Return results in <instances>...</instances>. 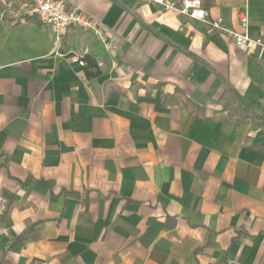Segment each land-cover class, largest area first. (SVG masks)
<instances>
[{
    "label": "crops",
    "instance_id": "1",
    "mask_svg": "<svg viewBox=\"0 0 264 264\" xmlns=\"http://www.w3.org/2000/svg\"><path fill=\"white\" fill-rule=\"evenodd\" d=\"M6 1L0 264H264V49L143 0H67L113 47L58 42ZM203 1L264 38V0Z\"/></svg>",
    "mask_w": 264,
    "mask_h": 264
},
{
    "label": "built area",
    "instance_id": "2",
    "mask_svg": "<svg viewBox=\"0 0 264 264\" xmlns=\"http://www.w3.org/2000/svg\"><path fill=\"white\" fill-rule=\"evenodd\" d=\"M161 5L165 10L175 11L209 25L211 29L229 37L241 50L264 49V38L254 36L249 30V14L240 13L241 29H234L225 24L222 18H211L203 0H143ZM31 13L41 22L49 25L59 42L63 33L71 26L92 32L106 48L113 47L107 32L101 23L90 14L69 6L67 0H31ZM85 65V61H81Z\"/></svg>",
    "mask_w": 264,
    "mask_h": 264
},
{
    "label": "rangeland",
    "instance_id": "3",
    "mask_svg": "<svg viewBox=\"0 0 264 264\" xmlns=\"http://www.w3.org/2000/svg\"><path fill=\"white\" fill-rule=\"evenodd\" d=\"M21 0H10V1H6L5 3H2V6L6 7V8H14L16 10H18V13L16 14L15 20L19 21V20H24V21H28L29 17H31V22L38 24L40 26H42V30L45 29V25L44 24H40L41 21L34 15H30L31 12H29V7L31 8V3L30 1L27 0L26 5L24 6L23 4H21L20 2ZM12 15V14H11ZM45 27H44V26ZM47 31V27L45 29Z\"/></svg>",
    "mask_w": 264,
    "mask_h": 264
},
{
    "label": "trees",
    "instance_id": "4",
    "mask_svg": "<svg viewBox=\"0 0 264 264\" xmlns=\"http://www.w3.org/2000/svg\"><path fill=\"white\" fill-rule=\"evenodd\" d=\"M83 60L85 61L84 69L86 75L89 78L97 77L101 72L98 67L97 60L94 57H91L90 55H85L83 57Z\"/></svg>",
    "mask_w": 264,
    "mask_h": 264
}]
</instances>
